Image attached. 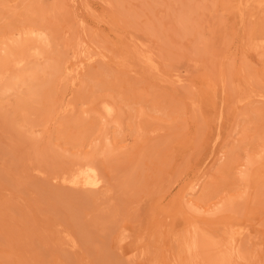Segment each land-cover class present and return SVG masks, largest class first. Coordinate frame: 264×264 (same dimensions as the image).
<instances>
[{
  "label": "rangeland",
  "instance_id": "1",
  "mask_svg": "<svg viewBox=\"0 0 264 264\" xmlns=\"http://www.w3.org/2000/svg\"><path fill=\"white\" fill-rule=\"evenodd\" d=\"M263 35L264 0H0V264H264Z\"/></svg>",
  "mask_w": 264,
  "mask_h": 264
},
{
  "label": "bare ground",
  "instance_id": "2",
  "mask_svg": "<svg viewBox=\"0 0 264 264\" xmlns=\"http://www.w3.org/2000/svg\"><path fill=\"white\" fill-rule=\"evenodd\" d=\"M33 33V31H30V33H25L26 34V36H27V34L28 35H31ZM35 33V32H34ZM42 33V32H41ZM40 32L39 33H36V35H37V37H38V40H39V42H47V44H48V39L46 40V37H44L43 36V33L41 34ZM45 34V33H44ZM259 41H261V42H264V35L263 36H261V38L259 39ZM20 44V43H19ZM17 45V44H16ZM47 46V45H46ZM22 47V46H21ZM83 48H84V46H82ZM17 48H19V50L20 51H22L21 49H20V47H18V45H17ZM16 49V48H15ZM15 51V50H14ZM84 51V50H83ZM21 52H19V54H20ZM18 55V54H17ZM148 57V56H147ZM148 60H149V58H147ZM153 59V58H152ZM151 60V59H150ZM20 61V60H19ZM20 62H16V64H19ZM154 63V62H153ZM148 66V65H147ZM152 66V65H151ZM149 67V66H148ZM69 68H70V66H69ZM57 70V69H56ZM158 70V69H157ZM32 73V72H31ZM30 73V74H31ZM12 79V81L13 80H15L16 81V85L18 84V83H24L25 84V82L27 83V91H28V93L29 94H32V95H34V96H40V95H42V91L40 92V90H41V88L40 87H42L43 89H44V86H46V85H48L49 84V82H48V84H46V79L44 78V77H41V79H40V81H39V83H37V84H35V83H33V82H30V79H23L22 77H20V76H18V75H16V76H14L13 78H11ZM36 79V78H35ZM30 82V83H29ZM46 84V85H45ZM15 85V86H16ZM21 85V84H20ZM14 86V85H13ZM14 86V87H15ZM11 87V86H10ZM17 87V86H16ZM209 88V87H208ZM215 88V87H214ZM216 89H217V87H216ZM8 90V89H7ZM211 90V89H210ZM217 91V90H216ZM221 92V91H220ZM220 94V93H219ZM218 95V94H217ZM221 96H223V95H219L218 97H220L221 98ZM217 97V98H218ZM220 98H218V99H220ZM222 100H224L223 98H222ZM218 101H220V100H218ZM220 102H222L223 103V101H220ZM219 102V103H220ZM104 105V106H103ZM222 106V105H221ZM220 106V107H221ZM102 109H103V113H104V116L105 117H107L108 119H110L111 118V116L112 115H114L113 113H114V108H113V106L111 105V104H106V103H103L102 104ZM218 112H220V110L218 111ZM226 117V116H225ZM118 118V117H117ZM121 119V118H120ZM117 120V119H116ZM222 121V120H221ZM219 122H220V119L218 118H216V125H218L219 124ZM224 122H227L228 123V119H226ZM216 127H218V126H216ZM222 127V126H221ZM222 132H224V131H222ZM218 132H214L213 134H212V136H213V140L214 141H217V137H218ZM212 138V137H211ZM212 142V141H211ZM107 145V144H106ZM236 148V147H235ZM264 153V152H263ZM260 157V156H259ZM248 161V160H247ZM219 163V162H218ZM253 166V165H252ZM255 166V165H254ZM250 173H251V171H250ZM243 174V173H242ZM245 174V173H244ZM245 176H247V174L245 175ZM247 181H248V179H247ZM245 182V181H244ZM71 183L72 184H75V185H81V186H84V187H89V188H95V187H97L99 184H100V178L98 177V175H97V173L95 172V170L93 169V168H89V167H82V168H79L74 174H73V176L71 177ZM246 183V182H245ZM202 192V191H201ZM188 196H190L189 194H188ZM187 202H189V203H187ZM186 202V204H187V206H188V210H192V209H195L196 211H197V208H198V206H197V204H195V201H193V198H191L190 200H188ZM221 204V203H220ZM222 205V204H221ZM219 206V205H218ZM225 208V207H224ZM199 209V208H198ZM217 210V209H216ZM223 210V209H222ZM200 211V210H199ZM202 211V210H201ZM224 211V210H223ZM222 211V212H223ZM205 212V211H204ZM224 213H226V210L224 211ZM223 213V214H224ZM227 213H229V212H227ZM219 214V213H218ZM233 218V217H232ZM236 219V218H235ZM234 219V220H235ZM238 220V219H237ZM237 220L235 221V223L233 224L232 222L229 224V225H231V231H232V234H236L239 230H240V225L237 223ZM238 234V233H237ZM232 250V249H231ZM216 251V250H215ZM209 252H211V254H213V256L215 255L214 253V251H212V250H210ZM213 252V253H212ZM216 253H218V252H216ZM232 253H233V250L231 251V253H230V256H229V258H230V262L231 263H234V261L236 260V257H234L235 255H232ZM211 254H209V257L210 258H212L213 256L211 255ZM219 255V254H218ZM209 258V259H210ZM235 258V259H234ZM213 259H215V258H213ZM213 259H210V260H213ZM214 261V260H213ZM216 261V260H215ZM214 261V262H215ZM229 262V263H230ZM230 263V264H231ZM225 264V263H224ZM227 264V263H226Z\"/></svg>",
  "mask_w": 264,
  "mask_h": 264
}]
</instances>
